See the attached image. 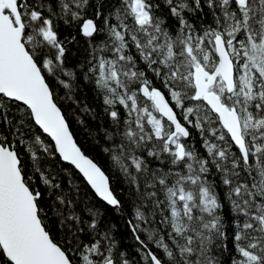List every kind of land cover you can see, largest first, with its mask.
I'll return each instance as SVG.
<instances>
[{"label":"snow or ice","instance_id":"snow-or-ice-1","mask_svg":"<svg viewBox=\"0 0 264 264\" xmlns=\"http://www.w3.org/2000/svg\"><path fill=\"white\" fill-rule=\"evenodd\" d=\"M0 264H264V0H0Z\"/></svg>","mask_w":264,"mask_h":264},{"label":"trees","instance_id":"trees-1","mask_svg":"<svg viewBox=\"0 0 264 264\" xmlns=\"http://www.w3.org/2000/svg\"><path fill=\"white\" fill-rule=\"evenodd\" d=\"M80 140L90 156L100 158L99 149L94 148L90 140L85 141L83 135L80 136Z\"/></svg>","mask_w":264,"mask_h":264}]
</instances>
